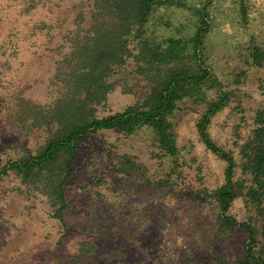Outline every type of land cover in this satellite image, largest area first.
I'll list each match as a JSON object with an SVG mask.
<instances>
[{"label": "trees", "instance_id": "16d2710c", "mask_svg": "<svg viewBox=\"0 0 264 264\" xmlns=\"http://www.w3.org/2000/svg\"><path fill=\"white\" fill-rule=\"evenodd\" d=\"M54 1L58 9L65 6L63 0ZM212 1L188 5L187 0H75L69 7L70 26L59 30L60 34L52 30L58 36L53 45V35L45 39L52 51L49 59L32 52L5 85L0 122L1 118L6 122L9 114L10 126L38 131L41 138L32 151L1 164L0 181L13 171L23 181L40 184L50 215L60 221L64 235H69V224L63 212L70 205L65 185L89 135L106 131L127 135L144 129L152 136L149 153L160 167L154 172H147L146 164L125 151L97 147L91 153V162L103 160L98 163L103 169L100 174L91 173L89 182L99 184L96 190L107 187L116 195L108 205L110 217L92 212L90 236L66 255L69 264H264V83L259 85V105L247 115L250 104L235 99L241 79L225 84L212 69L205 48ZM171 5L190 9L195 17L191 33L159 36L149 30L150 23L163 18L156 16L160 7ZM248 5L247 0H239L242 22ZM39 23V27L54 25L45 19ZM238 49L247 63L240 74L264 67V44L253 34ZM43 70L48 75L43 76ZM120 86L134 92L136 99L124 108L110 109L109 94ZM186 99L202 105L194 124L197 139L223 162L214 182H206L202 162L194 154L185 155L177 143L172 116ZM228 104L238 111L231 146L218 142L210 131L213 116ZM192 169L199 181L192 193L195 212L200 214L195 226L200 231L192 236L199 247L189 242L181 248L165 243L167 249L157 253L140 247L139 259L121 261L113 243L118 224H110L124 215L126 198L119 189L130 187V194L137 197L144 193L151 211L171 188L176 187L177 196L184 193L182 184ZM237 236L241 240L233 244Z\"/></svg>", "mask_w": 264, "mask_h": 264}, {"label": "rangeland", "instance_id": "374dc122", "mask_svg": "<svg viewBox=\"0 0 264 264\" xmlns=\"http://www.w3.org/2000/svg\"><path fill=\"white\" fill-rule=\"evenodd\" d=\"M74 1L63 0L62 4L65 6L58 9L53 6L54 0H0V96L4 93L7 82L15 76L20 61L26 63L35 51L46 61L49 59L52 51L47 48L49 43L45 39H50V35H53L50 43L53 45L58 36L52 34V30L60 34L59 30L62 32L70 26L73 14L69 7ZM199 1L187 0V3L195 5ZM247 3L249 5L245 22H242L239 13V0H213L210 3L211 28L205 38V48L207 61L223 83L232 85L236 77L241 79L237 90L239 96H235V99L250 104L252 108H247L246 113L252 115V109L261 100L259 85L264 83V67H255L247 71V74H240L247 63L239 57L238 48L239 45L244 48L248 44L250 34L264 44V0H247ZM64 8L67 9L63 10ZM156 16L163 17L160 23H150L148 26L155 35L176 36L193 31L195 17L186 7H160ZM64 17L67 20L60 23L58 20ZM39 19H45L54 25L39 27ZM46 75L48 74L43 70V76ZM11 83L15 85L14 81ZM40 89L41 87L36 91L39 92ZM133 93L118 87L109 94L108 108H124L136 99ZM234 103L236 101L230 104ZM230 104L213 116L210 126L211 134L225 146L232 145L233 125L238 117V111L231 108ZM179 106L172 116L177 143L185 155L194 154L196 160L202 162L201 169L205 173L206 182H214L223 162L206 150L197 139L194 124L197 110H201L202 105H194L191 100L186 99ZM1 120L0 166L11 156L32 151L41 138L38 131L25 132L17 126H10L9 114L6 122L2 118ZM151 141V134L139 129L127 135L112 131L92 133L82 143V151L74 163L73 176L65 185L70 205L69 211L63 212V217L69 224V235L63 234L60 221L50 215L47 196L40 184L35 180L23 181L13 171L5 174L0 181V264H69V257L66 255L77 248L79 241L90 236L88 228L93 220L92 212L110 217L108 205L116 195L107 187L96 190L99 184L89 182L91 173L96 171L100 174L103 169V164L98 165L103 160L92 163L91 153L97 147H108L112 152L125 151L146 164L149 167L147 172H154L160 167L149 153V149L153 147ZM194 172L195 169H192L187 173L186 183L182 184L186 187L182 195L177 196L176 187L171 188L157 201L159 206L151 211L149 200L145 202L148 197L144 193L143 197H137L130 194V187L119 189L120 196L126 198L122 203L124 215L119 219L114 218L110 224H118L115 227L118 235L113 243L121 252V261L131 260L133 257L139 259L136 250L140 247L156 253L167 249L166 244L181 248L189 242L199 247L200 243L194 242L192 236V232L200 231L195 229L200 223V214L195 212L197 206L193 201L192 191L199 182ZM239 240L241 238L237 236L232 243L237 244Z\"/></svg>", "mask_w": 264, "mask_h": 264}]
</instances>
